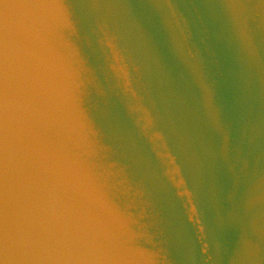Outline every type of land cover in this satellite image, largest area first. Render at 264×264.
<instances>
[{"label": "water", "instance_id": "95a60500", "mask_svg": "<svg viewBox=\"0 0 264 264\" xmlns=\"http://www.w3.org/2000/svg\"><path fill=\"white\" fill-rule=\"evenodd\" d=\"M0 264H264V0H0Z\"/></svg>", "mask_w": 264, "mask_h": 264}, {"label": "snow or ice", "instance_id": "6c2138e0", "mask_svg": "<svg viewBox=\"0 0 264 264\" xmlns=\"http://www.w3.org/2000/svg\"><path fill=\"white\" fill-rule=\"evenodd\" d=\"M25 28L24 21H20L16 31L18 34L23 35ZM20 96L22 98L21 107H26V102H23V98L27 93V85L24 78L20 81ZM21 119H23V114H21ZM21 168V179L23 181L26 174L23 164L20 165ZM8 239L11 238L22 247H27L32 244L39 243L41 239L47 234L52 235V233L42 224H40L32 215L27 211H21L20 214L15 218L10 226Z\"/></svg>", "mask_w": 264, "mask_h": 264}]
</instances>
